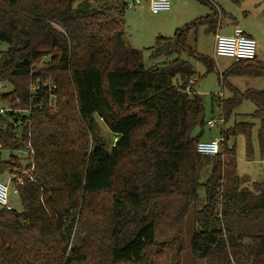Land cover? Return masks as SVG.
<instances>
[{"label":"trees","instance_id":"obj_1","mask_svg":"<svg viewBox=\"0 0 264 264\" xmlns=\"http://www.w3.org/2000/svg\"><path fill=\"white\" fill-rule=\"evenodd\" d=\"M216 9L210 0H197ZM124 0H0V85L3 102L39 108L35 82L50 80L58 90L56 110L38 111L25 140L34 149V170L3 152L22 148L15 129L0 131V176L28 171L19 188L23 211L0 209V264H154L156 225L166 217L161 199L184 201L178 228L193 209L192 254L205 264H264V189L227 184L228 142L250 136L253 123L222 130L221 153L207 181L206 160L197 153L205 108L195 92L196 73L186 58L215 64L189 45L200 25L217 14L159 36L146 63L144 51L127 40ZM260 70V71H259ZM263 77L256 60L235 62L220 84L231 97H213L227 124L244 101L256 106L264 140V91L240 92L230 77ZM103 124L116 138L109 148ZM197 128L202 130L197 136ZM206 204L197 210L199 189ZM224 187L226 190H224ZM183 234L174 264H181ZM157 256V254H156Z\"/></svg>","mask_w":264,"mask_h":264},{"label":"rangeland","instance_id":"obj_2","mask_svg":"<svg viewBox=\"0 0 264 264\" xmlns=\"http://www.w3.org/2000/svg\"><path fill=\"white\" fill-rule=\"evenodd\" d=\"M129 4L125 11L126 34L129 42L138 50L144 51L146 63L149 62L150 51L155 46L159 36L172 38L179 28L185 27L197 20L206 19L217 14V27L211 23L203 24L192 32L189 37V45L204 58L212 60L215 68L208 72L207 67L195 58H186L196 73L192 83L194 90L200 96L205 108V122L214 120L217 126L210 128L205 124L201 141L222 139V130L225 131L235 126L236 122H251L254 124L250 136L240 134L231 137L228 145L235 148V158L229 156L226 159L227 186L230 189L235 185L239 190L250 188L253 183H259L264 189V140L261 139V122L254 118L256 106L252 101H244L236 110L230 121L225 124L222 112L213 97L228 99L231 93L220 84L222 75L235 65V61L229 57L217 56L215 53V37L219 35L229 36L236 27L242 28L246 34L252 36L257 42V61L264 65V0H210L216 9L198 2L197 0H171L172 9L168 12L153 14L150 9V0H140L141 4L132 8L134 0H124ZM10 45L0 42V56L2 52L9 50ZM260 71V70H259ZM232 89L240 92L248 90L264 91L263 77H230L227 79ZM9 85H0V95L11 91ZM6 102L0 98V107ZM221 121L223 123L221 124ZM202 130L197 128L195 134L199 136ZM99 135L111 148L115 143V136L103 125H100ZM13 152H3L4 161H9ZM202 171L200 182L204 184L215 164V158H208ZM0 181L8 186L9 203L17 212H22L20 199L14 194V184L9 182L8 174L0 176ZM224 190L226 188L224 187ZM161 204L166 211V217L156 225V241L158 246L153 250L154 264H174L175 247L178 244L179 233L183 234L182 244L184 252L181 256V264H205L197 259L191 251V241L195 231L194 213H190L183 220L182 228H178V218L184 201L177 196L169 199H161ZM206 204L205 189H199V201L196 209L201 210ZM157 254V256H156Z\"/></svg>","mask_w":264,"mask_h":264},{"label":"built area","instance_id":"obj_3","mask_svg":"<svg viewBox=\"0 0 264 264\" xmlns=\"http://www.w3.org/2000/svg\"><path fill=\"white\" fill-rule=\"evenodd\" d=\"M141 4L140 0H134L132 8ZM150 9L153 14L168 12L172 9L171 0H150ZM215 53L217 56L232 58L235 62H252L257 59V42L254 38L247 35L246 32L236 27L232 35L225 36L217 34L215 37ZM57 86L50 80L38 79L31 88L32 99L35 100L39 95L46 94L47 101H43L39 108L33 110L31 107L20 108L17 106L19 100L15 103H6L0 107V131L15 129L17 132V142L22 143L23 147L11 152L21 160L24 167L31 165L30 171L34 170V149L28 139L25 140V132L31 128L33 120L37 117L38 111L56 110L58 107L59 96ZM221 124L223 121H221ZM210 128L217 126V122L211 120L207 122ZM221 141H201L197 145V153L203 157H216L221 153ZM9 182L14 184V194L19 198V188L24 185V177L30 181H35L34 177L24 170L20 173H8ZM0 209L14 211L9 203L8 186L0 181Z\"/></svg>","mask_w":264,"mask_h":264},{"label":"crops","instance_id":"obj_4","mask_svg":"<svg viewBox=\"0 0 264 264\" xmlns=\"http://www.w3.org/2000/svg\"><path fill=\"white\" fill-rule=\"evenodd\" d=\"M234 29H235V28H234ZM234 29H233V32H234ZM217 34H218V33H217ZM217 34H216V35H217ZM247 35H248V34H247ZM126 36H127V34H126ZM249 36H250V35H249ZM251 37H252V36H251ZM252 38H253V37H252ZM127 40H128V39H127ZM128 42H129V41H128ZM129 43H130V45H131L133 48H136L135 45H133L132 42H129ZM136 49H137V48H136Z\"/></svg>","mask_w":264,"mask_h":264}]
</instances>
